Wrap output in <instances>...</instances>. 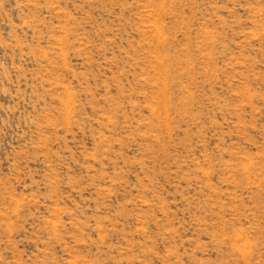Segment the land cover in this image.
Returning <instances> with one entry per match:
<instances>
[{"label": "rangeland", "instance_id": "rangeland-1", "mask_svg": "<svg viewBox=\"0 0 264 264\" xmlns=\"http://www.w3.org/2000/svg\"><path fill=\"white\" fill-rule=\"evenodd\" d=\"M0 264H264V0H0Z\"/></svg>", "mask_w": 264, "mask_h": 264}]
</instances>
